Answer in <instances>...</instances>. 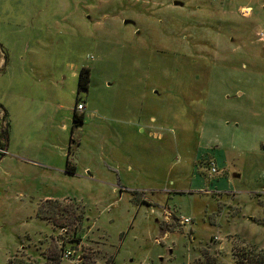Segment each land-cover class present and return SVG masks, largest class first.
Segmentation results:
<instances>
[{"label": "rangeland", "instance_id": "rangeland-1", "mask_svg": "<svg viewBox=\"0 0 264 264\" xmlns=\"http://www.w3.org/2000/svg\"><path fill=\"white\" fill-rule=\"evenodd\" d=\"M261 29L264 0H0V264L264 257Z\"/></svg>", "mask_w": 264, "mask_h": 264}, {"label": "trees", "instance_id": "trees-1", "mask_svg": "<svg viewBox=\"0 0 264 264\" xmlns=\"http://www.w3.org/2000/svg\"><path fill=\"white\" fill-rule=\"evenodd\" d=\"M90 81V70L88 68H83L81 73H80V78H79V88L82 89H87L88 88V84ZM83 119V115H78L77 113H75L74 115V120L76 122H81ZM71 169H73V167L71 166V164L68 161L67 164V171L68 172H73L70 171ZM238 262L243 263V264H264V257L262 256L261 258H254L252 261L249 260V258L247 256H243L237 259ZM207 264H211L210 261H208Z\"/></svg>", "mask_w": 264, "mask_h": 264}, {"label": "built area", "instance_id": "built-area-1", "mask_svg": "<svg viewBox=\"0 0 264 264\" xmlns=\"http://www.w3.org/2000/svg\"><path fill=\"white\" fill-rule=\"evenodd\" d=\"M257 35H258L259 39L264 40V29H261L259 32H257ZM76 109H79V110L85 109L84 103L83 102H78ZM1 151L7 152V149L2 147ZM209 170L211 172L210 174L219 173L220 169H219V167L217 166V163L214 160H211V163L209 164ZM167 218H169V216ZM188 222H190L189 218H182L181 219V223L182 224H186ZM67 254H70V252H67Z\"/></svg>", "mask_w": 264, "mask_h": 264}, {"label": "crops", "instance_id": "crops-1", "mask_svg": "<svg viewBox=\"0 0 264 264\" xmlns=\"http://www.w3.org/2000/svg\"><path fill=\"white\" fill-rule=\"evenodd\" d=\"M214 159V158H213ZM214 161L217 163V166L219 167L220 166V168H223V167H221V165L214 159ZM222 169H220V171H219V173H216V174H212L211 175V177L213 178L212 180L213 181H211V183L212 184H215V185H217V184H219L220 182H222L223 180H221L220 182L218 181V182H216L217 180H220L221 179V175H222ZM166 218L169 216V218H170V213L169 212H166ZM169 218H167V219H169Z\"/></svg>", "mask_w": 264, "mask_h": 264}, {"label": "water", "instance_id": "water-1", "mask_svg": "<svg viewBox=\"0 0 264 264\" xmlns=\"http://www.w3.org/2000/svg\"><path fill=\"white\" fill-rule=\"evenodd\" d=\"M174 4H176V5H182L183 2H182V1H175ZM124 23H125V24H128V23L135 24V22H134L133 20H131V19H125V20H124Z\"/></svg>", "mask_w": 264, "mask_h": 264}]
</instances>
